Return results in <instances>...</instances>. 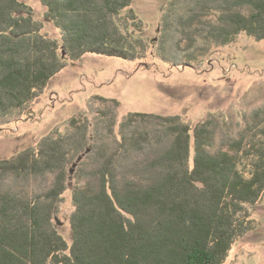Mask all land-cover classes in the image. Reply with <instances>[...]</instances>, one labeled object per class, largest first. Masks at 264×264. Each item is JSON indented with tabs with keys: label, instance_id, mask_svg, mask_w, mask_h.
Masks as SVG:
<instances>
[{
	"label": "trees",
	"instance_id": "trees-1",
	"mask_svg": "<svg viewBox=\"0 0 264 264\" xmlns=\"http://www.w3.org/2000/svg\"><path fill=\"white\" fill-rule=\"evenodd\" d=\"M131 1L43 0L48 7L45 19L61 31L66 55L59 56L58 41L42 34L43 23L35 19L30 5L0 0V127L9 122L10 113L22 112L42 93L67 66L64 59L76 61L86 54L136 59V47L129 45L114 21ZM172 8L169 15L186 14L182 29H176L189 41L202 36L225 45L242 33L264 39V0H176ZM213 11L216 21L209 17ZM166 24L171 26V21ZM186 59L190 62L195 56L188 53ZM137 117L160 120L163 133L172 138L149 163L148 170L156 177L145 184L128 181L119 186L115 161L106 160L98 170V188L74 191L70 247L51 226L48 204L0 191V264L224 262L233 242L254 228L246 205L264 195V126L252 127L246 143L239 140L229 143L228 150L212 153L215 132L210 122L192 128L178 123V117L144 113L132 114L130 122ZM72 121L76 127L77 120ZM79 128L86 130V125ZM56 134L44 137L36 149L0 161V173H62L73 143ZM130 145L141 149L139 143ZM242 157L248 160L249 176L239 168ZM64 190L59 176L46 196L54 200Z\"/></svg>",
	"mask_w": 264,
	"mask_h": 264
},
{
	"label": "rangeland",
	"instance_id": "rangeland-1",
	"mask_svg": "<svg viewBox=\"0 0 264 264\" xmlns=\"http://www.w3.org/2000/svg\"><path fill=\"white\" fill-rule=\"evenodd\" d=\"M19 1L33 8L35 19L43 23L42 34L57 40L58 54L65 56L61 31L45 19L48 7L43 0ZM175 1L132 0L114 21L129 45L136 47V59L98 54H86L76 61L64 59L67 66L42 93L22 112L10 113L9 122L0 127V161L36 149L53 133L73 143L62 173H0V191L51 207V226L68 247L73 242L74 191L98 188V170L106 160L114 159L119 186L128 181L145 184L157 175L148 170L149 163L169 147L172 138L165 136L160 120L137 117L130 122L132 114L178 117V123L192 128L210 122L215 132L212 153L228 150L229 143L239 140L246 143L252 127L264 126V39L242 33L225 45L202 36L189 41L176 29H182V20L187 18L184 11L169 15ZM215 15L213 11L211 21H216ZM188 53L195 59L187 61ZM75 119L76 127L72 125ZM79 125H86V130L78 129ZM130 143H139L141 149H133ZM193 143L192 136L191 166ZM247 161L242 157L239 168L249 176ZM59 176L65 190L52 200L46 194ZM246 210L254 228L233 242L222 264H264V195L246 205Z\"/></svg>",
	"mask_w": 264,
	"mask_h": 264
},
{
	"label": "water",
	"instance_id": "water-1",
	"mask_svg": "<svg viewBox=\"0 0 264 264\" xmlns=\"http://www.w3.org/2000/svg\"><path fill=\"white\" fill-rule=\"evenodd\" d=\"M57 221H58V223H61V221H59L58 219H57Z\"/></svg>",
	"mask_w": 264,
	"mask_h": 264
}]
</instances>
